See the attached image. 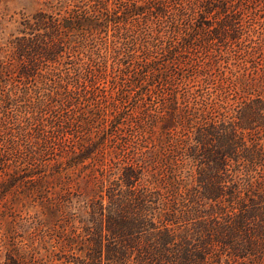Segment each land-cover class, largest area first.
<instances>
[{
	"label": "trees",
	"instance_id": "trees-1",
	"mask_svg": "<svg viewBox=\"0 0 264 264\" xmlns=\"http://www.w3.org/2000/svg\"><path fill=\"white\" fill-rule=\"evenodd\" d=\"M116 1L125 7L123 16L150 7ZM109 2L68 0L61 5L65 12L60 2L26 20L29 31L17 38L19 57H8V90L0 96V136L6 143L7 164L16 173L33 177L35 163L44 161L55 145L76 162L85 159L88 146L109 127L106 120L93 136L95 117L105 115L104 106L122 110L130 103V95H118V89L137 80L141 87L166 82L158 76L166 66L152 56H167L168 48L146 40L142 60L135 50L137 40L147 38L146 28L137 38L129 33L132 39L113 34L118 38L112 41L117 58L123 54L129 66L138 65L129 70L128 81L119 75V66L109 63L111 50L106 47L104 54L97 47V33L110 31ZM227 5L221 7L224 17L219 25L231 23L228 9L236 12ZM179 10L187 13L185 5ZM239 18L245 19L240 14ZM86 21L87 30L74 33ZM178 23L173 19V26ZM248 47L244 56L255 60L258 51L262 54L261 42ZM260 57L253 73L217 85L220 91H211L215 96L205 97L208 89L183 99L177 91L170 112L173 124L159 132H151V127L141 135L147 141L149 134L158 149L140 151L133 146L124 154L126 164L118 177L102 171L99 183L108 191L109 203L101 204L100 214L93 212L98 224L87 232L90 236L72 238L80 242L82 253L86 249L84 255L72 256L74 264H264V55ZM103 77L109 78L113 91L103 89L100 97ZM150 92L147 88L146 94ZM124 117L120 112L115 119ZM110 136L117 143L114 129ZM98 150V165L116 164L117 154L106 151L102 141ZM180 220L187 221L183 229L174 226Z\"/></svg>",
	"mask_w": 264,
	"mask_h": 264
},
{
	"label": "rangeland",
	"instance_id": "rangeland-1",
	"mask_svg": "<svg viewBox=\"0 0 264 264\" xmlns=\"http://www.w3.org/2000/svg\"><path fill=\"white\" fill-rule=\"evenodd\" d=\"M66 1L68 0H0V66L3 64L0 67V96L8 90V57H19L17 38L29 31L26 20L29 21L40 10L48 11L53 5L58 6L60 2L59 8L65 12L61 5H65ZM124 1L130 6L150 7H146L143 13L123 16L125 7L121 2L110 0L107 8L112 16L109 34L107 31L97 33L99 37H96L95 44L104 54L106 47L111 50L109 63L119 66V75H123L128 81L131 78L129 70L138 65L129 66L123 54L117 58L112 41L118 38L113 34L124 33L129 36L130 33L137 38L143 33L142 29L146 28L149 34L144 41L137 40L135 50L139 54V60H142L146 40L168 48L166 53L170 58L168 55L163 57L161 52L157 53V57L152 56L166 66L167 71L158 74L166 82L162 86L153 83L148 87H141L137 80L134 85L127 83V87L116 88L118 95H130V103L123 105L122 110L104 106L105 115L95 117L93 136L102 131L106 120L109 127L107 126L106 132H101L94 138L92 146H88L85 152L89 155L76 162L71 154L66 151L61 153L62 147L55 145L53 151L45 153L44 161L35 163L38 170L36 169L37 173L33 177L28 176L29 174L24 176L23 172L18 174L11 169L13 167L9 168L6 143L4 136H0V264H74L72 256L84 255L86 249L82 253L78 245L80 242L72 241V238L90 236L87 232L95 229L98 224L93 219V212L100 214L101 204L105 206L109 203L108 191L99 183L102 171L118 177L126 164L122 163L124 154L133 146H137L140 151L158 149L155 142L149 139V134L147 141L141 135L146 130H151V127H154L151 132H159L173 124L170 112L173 109L172 97L177 91V96L183 99L190 97L192 92L198 94L208 89L210 91L208 94L204 93L205 97L211 94L215 96L216 93L211 91H220L217 85L230 79H238L243 74L253 73L260 56L264 55V0H244V3L242 0H228L231 3L228 5L226 0ZM224 4L236 9V12L228 9L231 23L226 26L218 24L224 17L221 9ZM184 5L186 14L179 10ZM239 9L244 12L238 11ZM105 12L106 10L102 11L103 14ZM175 13H179V16ZM239 14L245 19L240 21ZM173 19L176 23L179 22L176 26H173ZM80 27L74 33L86 31L89 23L83 22ZM127 29L130 30L126 31ZM134 31H138V34ZM131 36L127 39H132ZM259 42L262 54L258 51L255 60L244 56L250 50L247 46L259 45ZM152 44L151 50L155 48ZM240 56L247 61L244 62L243 59L239 63ZM238 63L239 68L236 66ZM240 64H243L242 69ZM108 79L103 77L101 80L100 97H103V89L113 91ZM147 88L152 90L151 97L146 94ZM230 96L234 97V92ZM230 101L233 103L235 100L230 98ZM120 112L125 117L115 119ZM142 113L145 115L140 120ZM111 124L117 126L113 127ZM113 129L119 137L115 144L110 136ZM101 141L106 151L111 150L113 155L117 154L114 157L116 164L111 167L98 165L96 161ZM4 150L6 151L3 153ZM176 150L175 153L179 152L178 148ZM36 165L29 164L28 168H36ZM157 204L152 203V206ZM185 224L186 220H180L174 226L183 229Z\"/></svg>",
	"mask_w": 264,
	"mask_h": 264
}]
</instances>
